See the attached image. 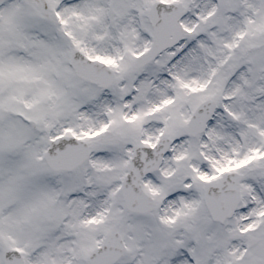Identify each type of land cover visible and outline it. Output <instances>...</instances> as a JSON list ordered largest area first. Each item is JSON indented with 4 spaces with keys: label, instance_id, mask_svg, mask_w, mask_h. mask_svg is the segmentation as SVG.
I'll return each mask as SVG.
<instances>
[{
    "label": "snow or ice",
    "instance_id": "6c2138e0",
    "mask_svg": "<svg viewBox=\"0 0 264 264\" xmlns=\"http://www.w3.org/2000/svg\"><path fill=\"white\" fill-rule=\"evenodd\" d=\"M0 264H264V0H0Z\"/></svg>",
    "mask_w": 264,
    "mask_h": 264
}]
</instances>
